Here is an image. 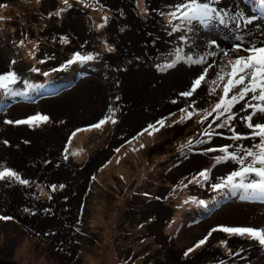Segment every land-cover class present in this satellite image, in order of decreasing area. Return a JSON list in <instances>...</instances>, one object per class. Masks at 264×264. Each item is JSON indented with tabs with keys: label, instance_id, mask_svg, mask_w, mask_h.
<instances>
[{
	"label": "rangeland",
	"instance_id": "obj_1",
	"mask_svg": "<svg viewBox=\"0 0 264 264\" xmlns=\"http://www.w3.org/2000/svg\"><path fill=\"white\" fill-rule=\"evenodd\" d=\"M179 2L0 0V75L14 72L13 89L21 88L1 103L0 171L9 167L28 181L0 180V256L4 227L14 220L20 227H14L13 248L3 257L23 264H83L86 253L97 264L112 255L113 264H213L221 260L225 240L233 251L227 264H264L258 242L212 231L264 227V199L214 187L240 167L231 159L218 161L225 154L219 149L227 146L228 153L243 157L240 148L259 143L244 117L253 111L249 102H264L249 93L230 113L213 111L223 96L228 61L247 54L233 51L241 42L237 37L245 47L264 42V10L247 0H215L228 13L226 23L194 22L191 31L185 25L173 32L181 21L170 23L168 13ZM238 12L257 19L246 24ZM176 49L193 60L204 57V63L181 59L158 70L176 59ZM76 54L92 58L77 60ZM63 61L69 65L61 70L69 72L57 71ZM34 68L51 81L75 78L53 93L25 99L29 79L41 73ZM205 70L200 87L181 95ZM239 91L232 89L228 98ZM37 114H49L50 121L15 123ZM229 115L234 119L228 121ZM161 119L163 129L151 130ZM253 123H264V117ZM77 127L89 132L70 141ZM237 134L242 138L234 139ZM205 171L206 178L200 176ZM105 226L113 229L110 236Z\"/></svg>",
	"mask_w": 264,
	"mask_h": 264
},
{
	"label": "snow or ice",
	"instance_id": "obj_2",
	"mask_svg": "<svg viewBox=\"0 0 264 264\" xmlns=\"http://www.w3.org/2000/svg\"><path fill=\"white\" fill-rule=\"evenodd\" d=\"M215 0H180L179 3L174 6H170L172 10L168 13L170 17L169 22L172 20H180L181 24H177L173 27L172 31H179L182 26H188L187 30L191 31V26L193 23H198L202 27H208L213 21H218L221 24L226 23L224 17L228 15L227 12H223L214 6ZM259 4L264 6V0H259ZM240 19H244L246 24H251L253 20L257 17L245 18L244 14L238 12L236 14ZM235 19V17H233ZM171 34V33H170ZM182 40H185V37H181ZM240 43H237L233 47V51L247 52L248 55H238L234 60H229L227 67L230 69L226 73L228 79L224 85L223 96L220 101L215 105L213 111L223 109V112L230 113L233 106L239 102V100L244 99L245 96H248L249 93H252L251 99L264 102V42L257 44L256 42H249L248 46L245 47L242 38L237 37ZM186 42V40H185ZM211 45H215L216 41L213 40L210 42ZM177 53L176 59L170 63L163 66H158V70H167L168 68L174 67L177 62L181 59H184L186 62L191 63H204V57H201L198 60H193L191 56L183 57L180 55L181 49L175 50ZM211 55H216V53H210ZM224 55L227 56L228 53L224 52ZM76 58L80 60L91 59L90 56L81 57L79 54H76ZM223 73V69H221ZM206 70L204 73L199 75L197 79L192 82L191 90L182 93L181 95L188 97L191 96L197 88L200 87L201 83L205 80ZM218 79L223 81L224 74H218ZM17 80V76L14 72H9L7 74L0 75V89L5 91L9 90V85L14 84ZM213 84L216 81H212ZM240 87V91L233 95L230 99L229 93L232 89ZM119 100V97H116ZM247 107L252 108L253 111L251 114L244 117L247 122V127L252 129V138H259V143L254 144L252 148H240L239 151L243 152L245 155L243 157L237 156L236 153H228V147L225 146L219 149L220 152L225 153V156L217 157L218 161H223L226 159H231L240 165L238 170L233 171L230 175L227 176L224 184L215 185L214 187L220 188L224 187L225 184L233 187L243 189L246 193L244 198L249 199H264V123H253L255 117H264V103L252 104L248 103ZM111 112L112 109L110 108ZM211 115V113H209ZM110 117H106L105 120H101L98 125L105 123ZM234 119L232 115L228 116V121ZM48 120L47 116H42L37 114L36 116L29 117L27 120L15 121L17 124L27 123L29 125L38 124L46 122ZM115 122V121H113ZM6 123H13V121H6ZM162 123V122H161ZM227 123V121H226ZM223 125H218L222 127ZM151 127V125H150ZM75 135V133H73ZM234 139H241L242 137L237 134L233 137ZM191 144V141L189 142ZM253 148L257 151H253ZM209 151H214L209 149ZM248 157H252L250 161H247ZM247 161V163H246ZM259 165V166H257ZM258 177L259 179H253L249 183H245V179L248 176ZM200 176H207L206 171L201 172ZM6 177H14L19 183L27 184L28 181L23 180L20 176L13 172L10 169H4L0 171V180L5 179ZM240 177V183L235 184L233 181ZM223 231L231 235L237 236H247L251 240L258 242L261 246H264V227L255 228V227H220L219 229H212V231ZM211 235V232L209 233ZM207 240L205 237L203 240L199 241L196 245L199 247L204 244ZM192 251V249H189ZM187 255V252L185 253Z\"/></svg>",
	"mask_w": 264,
	"mask_h": 264
},
{
	"label": "bare ground",
	"instance_id": "obj_3",
	"mask_svg": "<svg viewBox=\"0 0 264 264\" xmlns=\"http://www.w3.org/2000/svg\"><path fill=\"white\" fill-rule=\"evenodd\" d=\"M65 62H62L61 64H63ZM65 64H68V63H65ZM34 70V73H36V71L39 73L37 75H34L32 76L30 79H29V84L26 85V92L28 94H30L28 96V98L30 97H37L41 94H50L52 93V91L55 89H58V88H63V87H66L67 85H71L73 83V80L75 78V75L72 76L71 74H66V76L60 78V79H57V80H54V81H51L49 79H44L45 76L42 74L43 70L42 69H39V68H34L32 69ZM64 81H66L65 83H63ZM51 88H53L51 90ZM54 90V91H55ZM7 100V99H6ZM40 115V114H39ZM42 116H47L48 117V120L46 122H49L50 121V115L49 114H46V115H43ZM42 123H45V122H42ZM165 125V124H164ZM163 125V126H164ZM87 132H89L88 130H85V131H80L79 129H77L74 133L76 136H78V139H80L82 136H84ZM82 152V151H80ZM8 167H5V169H7ZM19 219V218H18ZM20 221V220H19ZM7 226H5V232H6V241L4 243V248L2 250V255L5 256L6 252L10 250V248H13L11 242H15V239H16V235L13 234L15 231H14V227L15 228H19L20 225L19 223H17V221H14V220H9L7 223H6ZM107 230L109 231V233L107 232V236L109 235L110 236V232L113 231L112 228L110 227H107ZM14 231V232H13ZM106 236V237H107ZM110 252H113V248H112V245H109V249H108ZM116 259V256L115 255H112V256H106V261L105 263L106 264H113L114 261ZM97 257L94 256L93 254H88L86 253L85 255V261L83 264H97ZM104 260H105V257H104Z\"/></svg>",
	"mask_w": 264,
	"mask_h": 264
},
{
	"label": "trees",
	"instance_id": "obj_4",
	"mask_svg": "<svg viewBox=\"0 0 264 264\" xmlns=\"http://www.w3.org/2000/svg\"><path fill=\"white\" fill-rule=\"evenodd\" d=\"M38 73V72H37ZM64 82H66V81H64ZM63 82V83H64ZM11 87H10V85H9V90L8 91H5V90H3V89H0V101L3 99V98H6V97H8L10 94H11V92H10V89ZM164 121H162V123H160V127H161V130L163 129L162 127H163V125H164ZM151 132H154V131H151ZM178 149V148H177ZM5 169V168H4ZM7 169H10V170H12L11 168H7ZM225 242V244L223 245H221V247L223 248L221 251H220V253H218L217 254V259H219L220 257H221V260L218 262V261H215V263H213V264H227V263H229L228 261L231 259V256L230 255H233V251H230L229 250V246H228V241L227 240H225L224 241ZM229 251V254H227L226 255V253ZM232 257H234V256H232Z\"/></svg>",
	"mask_w": 264,
	"mask_h": 264
},
{
	"label": "water",
	"instance_id": "obj_5",
	"mask_svg": "<svg viewBox=\"0 0 264 264\" xmlns=\"http://www.w3.org/2000/svg\"><path fill=\"white\" fill-rule=\"evenodd\" d=\"M0 264H23V263L7 257L0 256Z\"/></svg>",
	"mask_w": 264,
	"mask_h": 264
}]
</instances>
